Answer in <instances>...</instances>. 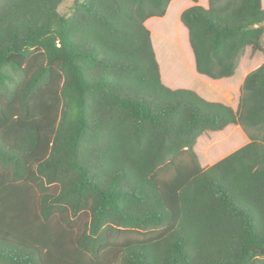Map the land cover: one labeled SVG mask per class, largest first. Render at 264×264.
Segmentation results:
<instances>
[{
    "label": "trees",
    "instance_id": "obj_1",
    "mask_svg": "<svg viewBox=\"0 0 264 264\" xmlns=\"http://www.w3.org/2000/svg\"><path fill=\"white\" fill-rule=\"evenodd\" d=\"M62 1L0 0V264H264V0Z\"/></svg>",
    "mask_w": 264,
    "mask_h": 264
},
{
    "label": "rangeland",
    "instance_id": "obj_2",
    "mask_svg": "<svg viewBox=\"0 0 264 264\" xmlns=\"http://www.w3.org/2000/svg\"><path fill=\"white\" fill-rule=\"evenodd\" d=\"M72 4H73V0H63L61 2V4L59 5L58 9H59V11L61 13H67V12L70 11V9H71L70 7L72 6ZM177 19H178L177 15L174 12L170 11L168 19L165 20V22L160 23V24L155 25V26L153 24L152 27H153L154 30H159V31H161V33H163L165 35L168 34L169 32H173V34L175 33V37H178V39H181V42L182 41L184 42V37H183L184 35L182 36V32L180 30H178V27L176 26V22L178 21ZM155 39L157 41L156 37H155ZM158 44H159V46L161 44V54H162L164 52L163 47H165V42L163 41L162 38H159L158 39ZM183 45L185 46V42H184ZM169 46H170V44H169ZM172 46H173V49H174L173 50L174 54L175 53H177L178 55L181 54L182 49L178 45H176V44H174V42H172ZM244 59H245V61L243 62V64L246 65V67H247V66L251 65L254 61H256L258 59V56L254 58V55L250 54V50H247V53L244 56L243 60ZM261 60H262V58L259 60L258 63H260ZM250 68H253V67H250ZM250 68H248V70ZM240 70H241V68H238V75L241 74ZM188 71H190V70H188ZM184 73H187V72L185 71ZM183 76H185V75H183ZM186 77H188V80L193 82L196 85V87L203 88L204 90L210 91L211 93L215 89L214 88L215 86L209 87V85L205 82V79H203L202 75H201V77L197 78V76H195V75L193 76L190 72H188V74H187V76H185V78ZM225 83L228 84V83H234V82H233V79H232V81L225 82ZM217 87H219V85ZM238 90H239V87L236 86L235 89H230V90H227V91L224 92L223 96H224V99L226 100V103H231V104L236 103V101L238 99V94H239ZM219 101L224 102L223 100H219ZM205 134L201 137L200 140H198V144L201 145V146L203 145V147L205 146L203 148L202 152L205 153V154H208V156L212 152H215V154H214L215 156L213 158H210V162L207 163V164H210V163H213L214 161L222 158V156H224L227 152H229V151H226L224 153L217 154V152L219 151L218 150L219 146L222 145V142L228 136H224L225 134H221L220 136H217V134L214 135V133H207V132ZM211 134H213V135H211ZM231 135H233V134H231ZM198 144L195 146L196 147L195 150H196L197 154H199V157H200V151H199L200 149L198 148ZM224 146L225 147L226 146H228V147L232 146V144L229 141V139L227 140V142L225 143ZM203 153H201V154H203ZM260 257L264 258V256L263 257L260 256Z\"/></svg>",
    "mask_w": 264,
    "mask_h": 264
},
{
    "label": "crops",
    "instance_id": "obj_3",
    "mask_svg": "<svg viewBox=\"0 0 264 264\" xmlns=\"http://www.w3.org/2000/svg\"><path fill=\"white\" fill-rule=\"evenodd\" d=\"M187 5H189V4H192L193 2L192 1H190V0H187ZM199 4H202V5H204V6H206V0H199V2H198ZM148 21H160V18H154V20L151 18V19H149ZM208 84V83H207ZM173 87H176V85H173Z\"/></svg>",
    "mask_w": 264,
    "mask_h": 264
},
{
    "label": "water",
    "instance_id": "obj_4",
    "mask_svg": "<svg viewBox=\"0 0 264 264\" xmlns=\"http://www.w3.org/2000/svg\"><path fill=\"white\" fill-rule=\"evenodd\" d=\"M253 252H260V253H264V245L262 247H256V248H252Z\"/></svg>",
    "mask_w": 264,
    "mask_h": 264
}]
</instances>
